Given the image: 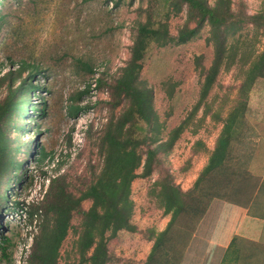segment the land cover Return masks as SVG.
<instances>
[{"label": "rangeland", "instance_id": "1", "mask_svg": "<svg viewBox=\"0 0 264 264\" xmlns=\"http://www.w3.org/2000/svg\"><path fill=\"white\" fill-rule=\"evenodd\" d=\"M206 1L215 3V0ZM231 1L234 13L254 14L256 19L254 23L229 21L222 27L225 39L222 59L204 99L200 100L201 68L208 67L214 57L208 24L204 23L193 37L182 43H147L140 60L136 84L151 91L155 111L149 139L140 147L141 153L144 157L147 147L157 148L171 136L174 127L182 125V131L166 152L170 155L171 171L177 169L181 177L188 178L191 169L196 172L201 165L203 155L199 153L220 133L223 118L237 101L240 82L264 48V0ZM170 2L0 0L3 19L0 72L20 62L37 63L39 70L27 79L29 90L23 99L26 112L15 120L17 128H9L11 153L19 166L0 178L2 187L6 177L10 178L0 210V239L3 235L12 237L11 260L0 264H27L42 217L37 211L30 222L29 214L36 210V200L40 202L46 193L51 176L65 174L68 188L78 192L99 172L104 157L98 145L101 132L111 117L119 116L128 106L126 99L113 106V85L132 55L137 22L149 17L157 22L156 10L165 17L162 20L169 32L176 35L188 19L185 3L170 5ZM24 67L23 75H26L28 65ZM96 77L102 82L95 86ZM257 80V93L249 97L246 116L241 120L248 124L264 122V78ZM30 84L38 88L32 89ZM5 94L2 85L0 98ZM72 108L78 109L72 113ZM254 129L257 127L246 132ZM81 136L82 142L78 141ZM18 142L22 145L17 146ZM162 151L158 149L156 156H161ZM164 171L158 161H153L148 176H142V165L137 168L138 175L130 187L135 229L107 236L110 257L106 264L144 263L152 244L150 229L155 230L151 217L154 219L158 214L156 183L163 179ZM22 200L26 201L25 206L16 208V201ZM90 204L91 200L87 199L81 206L88 208ZM70 222L58 264H71L77 258L73 246L80 229L79 213L74 212ZM259 243L241 244L239 248L243 251L254 250L249 252L252 256L232 260L230 264H264V240Z\"/></svg>", "mask_w": 264, "mask_h": 264}, {"label": "trees", "instance_id": "2", "mask_svg": "<svg viewBox=\"0 0 264 264\" xmlns=\"http://www.w3.org/2000/svg\"><path fill=\"white\" fill-rule=\"evenodd\" d=\"M119 1L115 0V4ZM170 1V5L186 4L187 21L176 35L169 32L167 24L162 20L165 17L159 16V11L155 10L159 17L157 22L152 21L150 17L143 22H137L132 55L113 85V106L119 105L122 99L128 101V106L119 116L111 117L101 132L98 145L104 156L103 164L99 172L78 192L68 188L65 174L50 177L46 193L40 202L36 200L38 204L36 210L29 214L30 222L37 211L42 213V217L39 218L38 231L34 235L27 264H58L60 248L71 228L70 217L74 212L80 215V229L73 246L77 258L71 264H106L110 257L107 236L115 235L120 230L135 229L132 222L133 201L130 197V187L138 175L137 168L142 165V176H148L151 174L153 161H158L165 170L163 179L156 183L157 206L163 208L165 213H170L171 217L164 229L160 231L150 229L149 239L152 244L143 264H183L186 246L194 225L204 214L210 200L209 196L215 194L213 182H220L221 175L224 176L229 161L226 154L232 145L231 139L245 135L246 129L250 128L247 122L242 121L249 107V97L257 93L255 88L257 79L264 78V48L239 84L237 101L223 118L222 129L216 137L208 164L195 181L194 188L183 191L161 156H156L158 149L163 150L160 154L168 152L182 131V125L174 127L171 136L160 142L157 148L147 147L144 157L140 150L149 139V126L155 114L151 91L136 84L145 45L149 42L157 45L182 43L193 37L204 23L208 24L209 38L214 44V57L208 67L201 68L203 81L200 100H202L214 83L221 63L225 45L222 27L229 21L232 24L243 21L254 23L256 16L234 13L231 10V0H215L213 5L206 0ZM2 20L0 15V23ZM190 22H193L194 26H190ZM24 64L28 65L26 75H23L26 69ZM37 71H39L37 63L20 62L17 65L12 64L3 73L0 72V86L3 85L6 89V94L0 98V178L11 168L19 166V161L11 153L12 140L9 128H17L15 120L27 110L23 104L24 94L29 90L27 79ZM3 81L7 82L4 84ZM101 82V78H95V86ZM30 87L38 88L34 84H30ZM77 109L72 108L70 111L74 113ZM182 122H186V119ZM20 145L22 142H18L17 146ZM37 153L38 150L36 155ZM215 171H218L219 175H215ZM9 180L10 178L6 177L5 187L0 184V210L4 206L3 201L6 198L4 191ZM205 181H210L212 185L207 191L206 199L204 195L202 197L199 187L200 183ZM87 199L91 200V204L88 208H83L82 202ZM25 202L16 201V208L24 207ZM11 243V236H1L0 262H10ZM240 246V241L232 240L230 248L233 247V250L229 249L225 253L220 264H230L232 260L252 256V253H249L254 251L252 248L246 252L241 250Z\"/></svg>", "mask_w": 264, "mask_h": 264}, {"label": "crops", "instance_id": "3", "mask_svg": "<svg viewBox=\"0 0 264 264\" xmlns=\"http://www.w3.org/2000/svg\"><path fill=\"white\" fill-rule=\"evenodd\" d=\"M264 111V110H263ZM251 133L233 137L227 151L228 163L220 182H213L215 194L202 217L195 223L186 246L184 262L191 264H220L232 240L260 244L264 240V122H250ZM216 140V139H215ZM215 140L206 144L201 165L191 174L181 177L177 169L171 171L170 155L161 154L165 165L183 191L191 190L208 164ZM169 164V165H168ZM190 172V171H189ZM215 175H219L215 171ZM179 178V179H178ZM202 197L207 198L210 181L200 183ZM198 187V188H199ZM205 192V193H204ZM158 214L151 217L156 231L165 228L171 214L157 206ZM155 225V226H153ZM183 262V264H184Z\"/></svg>", "mask_w": 264, "mask_h": 264}, {"label": "built area", "instance_id": "4", "mask_svg": "<svg viewBox=\"0 0 264 264\" xmlns=\"http://www.w3.org/2000/svg\"><path fill=\"white\" fill-rule=\"evenodd\" d=\"M82 140H83V137L81 136L80 140H78V141H81L82 142ZM79 143L80 142H77V145H79Z\"/></svg>", "mask_w": 264, "mask_h": 264}]
</instances>
